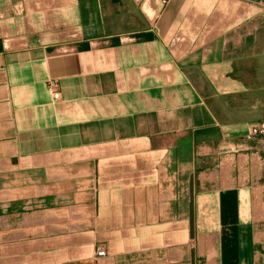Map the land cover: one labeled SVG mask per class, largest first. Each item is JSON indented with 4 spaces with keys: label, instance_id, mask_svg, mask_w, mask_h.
Masks as SVG:
<instances>
[{
    "label": "crops",
    "instance_id": "0c3cea01",
    "mask_svg": "<svg viewBox=\"0 0 264 264\" xmlns=\"http://www.w3.org/2000/svg\"><path fill=\"white\" fill-rule=\"evenodd\" d=\"M0 264H264V1L0 0Z\"/></svg>",
    "mask_w": 264,
    "mask_h": 264
},
{
    "label": "built area",
    "instance_id": "2783aa9c",
    "mask_svg": "<svg viewBox=\"0 0 264 264\" xmlns=\"http://www.w3.org/2000/svg\"><path fill=\"white\" fill-rule=\"evenodd\" d=\"M259 1H262V0H259ZM49 87L51 88V89H53V98L54 99H58V97H59V93L56 91V83L55 82H50L49 83ZM256 132V131H255ZM105 256V251L104 250H102V249H98L97 251H96V257L97 258H100V257H104Z\"/></svg>",
    "mask_w": 264,
    "mask_h": 264
},
{
    "label": "trees",
    "instance_id": "16d2710c",
    "mask_svg": "<svg viewBox=\"0 0 264 264\" xmlns=\"http://www.w3.org/2000/svg\"><path fill=\"white\" fill-rule=\"evenodd\" d=\"M262 1H264V0H262Z\"/></svg>",
    "mask_w": 264,
    "mask_h": 264
}]
</instances>
